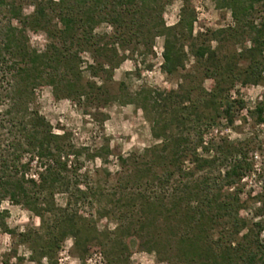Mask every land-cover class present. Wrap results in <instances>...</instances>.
<instances>
[{"label":"trees","instance_id":"1","mask_svg":"<svg viewBox=\"0 0 264 264\" xmlns=\"http://www.w3.org/2000/svg\"><path fill=\"white\" fill-rule=\"evenodd\" d=\"M174 1L0 0V203L38 218L42 257L65 238L74 247L96 240L93 213L114 219L107 242L114 243L113 263L126 264L132 241L153 253L156 264H264V182L253 214L258 220L248 222L239 198V182L253 169L247 150L205 138L243 109L230 96L234 87L264 84V0H213L230 23L204 34L194 32L193 0H178L177 20L166 25L164 10ZM28 33L44 36L41 50L30 46ZM156 39H162L164 75L182 70L190 57L211 89L196 88L193 96V90L179 95L181 85L176 92L140 88L129 94L119 83L110 94L113 71L125 60L137 71L136 61L145 65L154 55ZM45 87L54 100L83 111L112 102L135 106L149 116L157 143L115 156L118 169L104 190L80 172L79 157L106 159L108 148L90 155L68 133L53 132L34 106ZM248 114L264 125V102ZM5 215L0 212L1 231Z\"/></svg>","mask_w":264,"mask_h":264},{"label":"rangeland","instance_id":"2","mask_svg":"<svg viewBox=\"0 0 264 264\" xmlns=\"http://www.w3.org/2000/svg\"><path fill=\"white\" fill-rule=\"evenodd\" d=\"M192 5L196 13L195 33L204 34L206 31H213L230 23L228 13L216 10L213 0H193ZM178 9L179 1L175 0L164 10L163 18L167 26L176 22ZM23 12L27 15L31 12V8L26 7ZM27 37L32 48L42 49L45 40L41 33H28ZM161 48L162 39H156L153 46L154 55L145 59V65L151 66L149 70L138 61L135 64L137 71L132 61L122 62L113 71L112 79L107 83L110 94L117 93L119 83L124 84L129 94L140 88L176 92L181 85L179 95L193 90L191 91L193 96L196 88L206 92L211 89L212 82L202 79L190 57L184 62L182 70L179 69L170 76L164 75L159 69ZM84 58L88 60L86 55ZM230 96L240 99L243 102V109L234 113L230 125L222 121L216 127V131L208 133L205 138L240 143L247 150L246 158L253 169L251 174L246 175L239 182L241 190L239 198L245 201L242 215L248 222H254L258 220L253 216L254 210L258 207L256 198L264 182V125H257L248 112L257 102H264V84L237 85ZM34 106L49 123L53 132L68 133L75 147L87 150L90 155L101 147L108 148L110 156L106 159L84 155L79 157L82 164L80 172L87 173L91 182H97L104 190L113 183L114 172L118 169L115 156L140 153L157 143L150 134L149 116L133 105L120 106L112 102L102 108L83 111L81 107L67 100H54L50 88L45 87L37 91ZM101 116H106V119L101 121ZM166 118H168L166 122H169L171 117L166 116ZM56 200L58 204H62L60 197ZM1 211L6 215L3 219L4 230H0V264H117L110 259L115 250L114 243L107 244L112 238L111 231L115 225L111 217L98 218L96 214L91 213L89 220L97 230L96 240L91 236L94 240L87 247H74L72 240L65 238L59 244L57 251L49 252L48 257L45 258L39 250L44 244L45 233L41 230L38 218L22 207L7 201L0 203ZM260 239L264 241V231L261 232ZM103 244L106 246L103 247ZM156 262L153 253L138 249L130 241L126 264H156Z\"/></svg>","mask_w":264,"mask_h":264}]
</instances>
